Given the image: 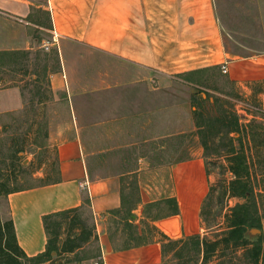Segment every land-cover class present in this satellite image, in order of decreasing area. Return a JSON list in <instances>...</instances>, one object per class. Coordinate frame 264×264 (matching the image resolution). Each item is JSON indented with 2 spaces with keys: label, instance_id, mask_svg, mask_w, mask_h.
<instances>
[{
  "label": "crops",
  "instance_id": "crops-1",
  "mask_svg": "<svg viewBox=\"0 0 264 264\" xmlns=\"http://www.w3.org/2000/svg\"><path fill=\"white\" fill-rule=\"evenodd\" d=\"M257 4L259 25L264 27V0H257ZM223 26L216 0H0V51L34 50L41 42L46 44L47 38L40 41L38 34L46 33L52 39L53 30L58 32L61 70L50 74L51 87L55 94L64 96L59 99L60 105L73 111L65 120L73 125L71 130L50 132L51 140H61L56 142L59 180L9 195L19 243L30 256L46 249L43 217L80 207L85 196L91 200L102 262L107 264L164 263L161 233L178 239L204 232L202 205L210 181L216 177L207 173L197 135L199 157L156 168L169 172L168 190L152 175L149 178L154 166L143 158L135 168L120 167L123 172L118 175L94 176L83 141L86 124L77 118L76 108L94 105L102 108L103 114V106L108 107L109 113L102 115L96 126L111 125V152L122 154L132 138L144 142L183 133L184 104L165 94L183 84L159 82L151 87V74L166 80L217 69L241 99L230 98L224 90L184 82L237 102L238 112L251 119L242 107L245 101L264 107V50L251 55L233 54L227 47ZM262 37L264 41V34ZM51 54L43 55L50 58ZM223 64L228 73L221 71ZM3 83L7 80L1 79L0 85ZM196 88L187 100L191 104L188 122L191 129L192 122V131H196V107L190 97L196 95ZM201 96L206 98V92ZM135 173L142 199L134 211L135 225L147 239L144 245L116 251L109 230L116 232L117 225L118 243L121 238L126 241L125 226L115 224L118 217L110 211L122 207V191L128 188L129 175ZM172 197L178 201V214L156 220L146 217L145 205Z\"/></svg>",
  "mask_w": 264,
  "mask_h": 264
},
{
  "label": "trees",
  "instance_id": "trees-1",
  "mask_svg": "<svg viewBox=\"0 0 264 264\" xmlns=\"http://www.w3.org/2000/svg\"><path fill=\"white\" fill-rule=\"evenodd\" d=\"M31 53V50L0 51V80H5L3 75L7 73L31 75L30 83L35 86L29 89L30 106L38 107L32 118L23 119L28 128L20 136L0 139V264H83L90 260L101 264L103 252L89 196L83 198L80 207L43 217L47 245L45 251L34 256L20 245L10 210L9 217L1 210L2 199L8 202L10 194L31 188L20 184L17 173V169L19 173L27 171L23 161L28 149L38 147L42 151L48 147L47 116L36 104L46 103L48 89L43 88L41 82L46 79V85L51 87L50 74L61 70V60L56 52V65L50 69L49 59L39 55L36 61L42 64H35L31 70ZM206 71L196 72L195 77L191 74L179 77L203 86ZM22 92L25 93V88ZM206 94V98L201 94L192 96V104L196 107L194 133L204 149L207 173L216 177L210 181V190L202 205L204 232L178 239L161 233L164 263L264 264V112L256 111L251 119H247L238 112L237 102L208 91ZM227 95L241 99L235 93ZM27 108L24 116L30 114ZM32 128L36 129L32 131ZM55 169L56 180H59L57 153ZM122 193V207L110 211L119 219L114 223L125 226L126 241L121 238L117 243V225L116 232L109 230L116 251L119 247L144 245L147 239V234L141 235L135 225L134 211L142 201L137 175L130 190L126 192L124 188ZM144 213L152 220L178 214V201L172 197L149 203L145 205ZM254 229L260 232L253 233Z\"/></svg>",
  "mask_w": 264,
  "mask_h": 264
},
{
  "label": "rangeland",
  "instance_id": "rangeland-1",
  "mask_svg": "<svg viewBox=\"0 0 264 264\" xmlns=\"http://www.w3.org/2000/svg\"><path fill=\"white\" fill-rule=\"evenodd\" d=\"M216 5L224 25L223 27L226 34L227 47L233 54L251 55L264 50V41L262 40L264 27H260L259 25L260 21L257 0H216ZM36 30L41 31L37 28ZM42 33L38 34L41 37L40 41H42L44 37L47 38L45 43H50L51 47L46 49V47H44L45 44H43L44 42H41L40 46L31 50L32 55L30 56L29 61L31 70L34 69L33 67L35 64H42V62H37L36 59L39 55L44 58L45 55L43 54L46 52L52 53L50 55L51 57L48 58L50 69H53L56 65L55 56L56 52H59V42L54 41L53 37L50 39V36H46V33L43 35ZM223 65L221 66L222 72ZM204 75L205 80L203 86L201 87L211 90L220 89L221 91L224 90L225 93L230 94L235 93V87L233 84H231L227 78H222L217 69H213ZM74 76L79 78V75L77 74ZM3 77L7 80V83L0 85V139H9V137L16 138L17 136H20L21 132L28 128V125L24 123V120L26 118H32L35 108L38 109V107L34 108L33 105L30 106V100L32 98L30 96L31 94L29 89H32L35 85L34 83L31 84V75L25 77L23 73H7L4 74ZM184 81L193 83L192 81L190 82L186 79L181 80V77L178 76L166 77L165 80L154 74H151L149 81L151 87H157L159 82H166L168 84H183L182 86L173 87L175 90H167L165 92L166 98L170 100H178L184 104V113L182 118L183 133L175 138L166 137L150 141L144 140V142L132 138L129 140L131 144L129 145V149H125V153L122 154L116 153V151L113 154L111 152V145L113 143L111 125L103 124L100 125L103 128L97 127L99 124H97V122L101 119V116L108 114L110 109L103 106V114H101L102 108L95 107L94 105L76 108L77 118H81L86 124L83 129L85 135L83 137V141L86 151L90 157L92 173L94 176L109 177L111 175H118L123 172L121 171V168L123 167L135 168L137 165L142 164L140 159L143 158L146 159L145 161H147L148 165L151 164V166H154V170L149 173V178L153 176V179L156 183L160 184V187L164 186V189L168 190L166 185L168 184L169 172L158 170L156 168L171 162L185 161L190 158L200 156L199 144L195 137V131H192V122V129L190 128V124L188 122L190 119L188 111L190 112L191 104L187 103V100L190 92L192 91L191 94L193 95V90L196 87L186 84ZM41 84L43 85V88L48 89L45 92V95L48 96V98L44 99L46 103L36 104V106H39V108L42 107L43 109L40 112L43 113L45 111L47 116L48 125L46 129L49 136L46 139V144L48 147L42 151L38 147H30L28 152L24 155L23 161L27 171L25 173H19L17 169L20 184L24 187L31 188L46 181L56 180V142L61 140H51L50 132L53 130L58 133L61 130H65V133L66 130H71L73 126L71 123L65 121L69 115H72V107L60 105L62 101L60 102L59 99L64 98V96H62L61 93L55 94L52 87H48V85H46V79L45 82L42 81ZM22 88H25V93L22 92ZM203 88H196V90L200 91H197L195 94L198 95L206 92ZM250 104L253 103L245 101L242 109L252 118L256 110L253 108L254 106H249ZM26 108L30 111V117L28 115L24 116V109ZM96 111H98V113H96ZM241 115L245 116L243 113ZM106 117L109 118V115ZM35 129L36 128H32V131ZM7 141L8 140L5 142ZM162 146H164V148H162ZM136 175V173L129 175L127 185L128 188L126 192L130 190L131 183L135 181ZM8 202L5 198L1 201V210L7 217H9L10 210ZM162 262H164V259ZM83 264L100 263L90 260L84 262ZM159 264L164 263L159 262Z\"/></svg>",
  "mask_w": 264,
  "mask_h": 264
},
{
  "label": "built area",
  "instance_id": "built-area-1",
  "mask_svg": "<svg viewBox=\"0 0 264 264\" xmlns=\"http://www.w3.org/2000/svg\"><path fill=\"white\" fill-rule=\"evenodd\" d=\"M58 38H59V34L58 32L56 31V29L53 30V40L54 41H58ZM46 49H49L51 46H50V43L48 44H45ZM222 70L224 73H228V67L226 65H223L222 67ZM249 106H254V105H249ZM256 111H260V112H264V107L263 106H254L253 107ZM101 264H107L105 261H103Z\"/></svg>",
  "mask_w": 264,
  "mask_h": 264
},
{
  "label": "water",
  "instance_id": "water-1",
  "mask_svg": "<svg viewBox=\"0 0 264 264\" xmlns=\"http://www.w3.org/2000/svg\"><path fill=\"white\" fill-rule=\"evenodd\" d=\"M252 232H253V233H259L260 230H258V229H254Z\"/></svg>",
  "mask_w": 264,
  "mask_h": 264
}]
</instances>
